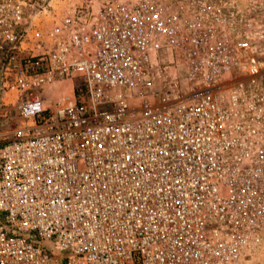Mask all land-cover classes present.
Masks as SVG:
<instances>
[{"label":"built area","instance_id":"1","mask_svg":"<svg viewBox=\"0 0 264 264\" xmlns=\"http://www.w3.org/2000/svg\"><path fill=\"white\" fill-rule=\"evenodd\" d=\"M258 6L0 0V264H252Z\"/></svg>","mask_w":264,"mask_h":264},{"label":"rangeland","instance_id":"2","mask_svg":"<svg viewBox=\"0 0 264 264\" xmlns=\"http://www.w3.org/2000/svg\"><path fill=\"white\" fill-rule=\"evenodd\" d=\"M29 5L30 9L34 10V6L40 8L42 5H46L48 1L51 2V4L56 8V9H61L64 7H67L68 5H80V4H87L89 0H26ZM95 3L103 2V1H108V0H93ZM248 2L252 3L257 1V3H260L261 6V14L263 15V20H264V0H247ZM182 67H180V70ZM252 264H264V246L260 249V251L253 257V262Z\"/></svg>","mask_w":264,"mask_h":264}]
</instances>
